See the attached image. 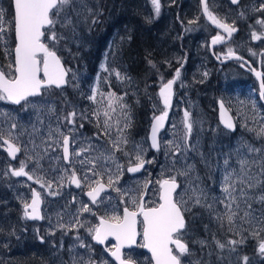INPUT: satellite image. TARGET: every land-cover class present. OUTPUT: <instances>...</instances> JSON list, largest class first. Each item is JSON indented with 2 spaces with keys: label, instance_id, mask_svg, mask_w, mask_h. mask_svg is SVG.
I'll list each match as a JSON object with an SVG mask.
<instances>
[{
  "label": "rangeland",
  "instance_id": "374dc122",
  "mask_svg": "<svg viewBox=\"0 0 264 264\" xmlns=\"http://www.w3.org/2000/svg\"><path fill=\"white\" fill-rule=\"evenodd\" d=\"M262 2L264 0H242L237 6H231L227 0H208L207 5L209 11L221 22L241 32L240 35H236L232 45L226 47L225 54L229 49L239 53L245 52L247 58L264 71V56L261 55L264 53V26L256 23L258 19L264 20V12L254 10ZM160 3V15L155 17L150 0H82V4H77L79 16L71 10L68 12L73 24L62 27L60 23H57L53 29L58 36L64 37L55 43L54 47L57 55L68 63L69 60L71 61L69 48L77 46L82 35H86L87 31L96 24L103 27L106 22H110L114 25L110 42L107 43L96 67L81 66L79 71L66 67L69 71L64 88H47L43 90V96L29 99L36 103L39 112L37 108L25 105V102L14 107L6 101H0V136L10 139L20 148L19 155L13 162L7 161L0 150V186L3 188V190L0 189V208L5 207L11 210L14 206L23 230L22 234L27 233L50 252V256L46 258L48 264H88L89 258L94 261V264H105V262L113 264L106 256V252L91 242L88 229L97 224V217L110 215L113 212L121 215L122 208L132 206L130 203H121L120 195L111 188L101 195L102 202L98 204H90L83 197V192L90 190L89 185L94 187L95 184L91 182L97 179L107 185L109 174L115 180L118 174L117 163L122 166V175L115 186L122 191L132 189L138 194L143 190V184L147 180L151 183L148 185L146 201H154L157 199V181L175 176L179 190L174 196L183 194L185 189H188V194L184 197L187 200L191 195L189 187L191 182V185H199L205 189L208 194L207 202L211 203L212 197L219 198L223 195L221 184L226 171L231 172L235 169L238 173L240 159L246 158L251 161L264 155V153L249 154L247 147L251 145L264 148V138L258 139L254 132L248 130L249 128L259 129L264 124V108L256 99L253 80L244 79L243 81L245 77L233 68H230L229 72L220 71L218 68L215 69L216 71L213 69L206 48L207 38L213 32L202 20L197 0H160ZM93 18L97 20L96 23H93ZM146 18H152L151 23L146 22ZM189 21L196 22L190 24ZM131 32L142 44H149L151 41L153 58L157 61L159 68L168 72V75L175 74L176 70L180 69L181 75L173 85L169 120L166 129L159 136L160 149L157 153L149 151L146 132L140 131L142 127L134 126L133 128L130 124L125 130L128 144L124 146L130 156H126L124 152H116L115 162L98 160L96 171L103 175L94 176L89 171L92 164L82 165L80 161L112 151L108 137L100 134L103 131V121L106 119L103 112L107 108L106 97L109 91L119 97L125 94L124 87L121 86L115 74L117 71L112 68V65L113 59L116 58L114 54L117 53L121 41H125ZM253 32L261 35V39L253 40ZM3 35L6 37V44L0 43V59L3 70L7 72L4 49L8 48V32ZM48 35L50 32L46 30V37H42V41L51 46L53 42L47 39ZM142 53L146 55V51ZM101 65L108 70H103ZM205 73H207L206 76ZM160 79L153 77L152 81H155L156 86L159 87L165 80ZM93 88L98 90L95 102L89 99ZM125 89L127 99L135 102L138 95L130 87V83ZM141 96L146 102L148 98H146L145 89ZM217 100L223 103L232 116L235 125V131L232 134L222 130L216 122L214 105ZM122 102L125 104L126 100L123 99ZM50 107L54 111H49ZM157 109V114L161 109L164 110L159 97ZM186 110L191 113L193 121V130L189 138V145L195 146L193 151L183 150V137L186 130L182 121ZM72 111L77 113L74 126L63 121V117ZM97 111L100 112L99 119L94 115ZM120 111L117 108L116 113L112 114L113 121L110 123H114L119 116V127H123L124 121ZM126 111L131 118L128 106ZM4 113L8 115L5 116ZM154 115H150L149 121ZM12 123L17 125L14 130L11 128ZM81 124L83 127H80ZM73 127L75 130L70 132L69 129ZM57 128L71 138L70 163L64 164L61 160V147H57L56 144L61 145L62 137L54 131ZM10 131L11 136H9ZM50 131L56 143L48 140ZM117 134L116 127H113L112 138L114 139ZM170 141L182 146L181 152L175 156L169 150ZM137 146L143 159L151 163L146 162L140 174L128 176L125 168L130 163L132 165L137 163L135 160ZM82 147L89 148V151L82 153L79 157L75 156L74 153ZM225 160H228V165H225ZM205 161L208 163L206 164ZM22 162L25 165V171L33 175V180H29L27 176L15 177L11 174L10 169H19ZM188 165L194 166L189 175H178V172L186 170ZM73 171L76 172L77 179L81 181V186L76 190L68 184ZM259 171V167L251 168L254 174ZM85 174L88 176L87 180H85ZM37 179H40L45 187H41V183L34 182ZM48 183H51V188L47 187ZM30 189L40 194L42 221L39 224L23 225L26 222L21 208L28 201ZM255 191L259 194L261 189ZM124 199L128 198L124 197ZM84 204L92 208L96 215L81 214L80 210ZM149 206L154 205L149 204ZM241 207L245 205L242 204ZM251 207L255 210L254 215L257 217L264 212V203H252ZM215 208L220 212L224 211L223 205L218 201ZM214 215L207 208L200 206L192 207L190 212L185 213L187 228L182 239L194 253L192 256L182 257L186 264H192L196 260L201 261V264H243V256L249 258V264H264V259L257 254L258 243L264 240V232H261L259 237L253 238L249 235L253 226L243 224V227L248 229L242 233L247 238L245 243L236 245L235 252H230L228 247L221 252L213 242V235L225 244L228 239H240V237L228 231L226 223L221 227ZM242 215L241 211L240 216ZM77 216L84 223V227L76 224ZM236 222L242 223L239 216ZM60 225L65 227L61 228ZM69 227L72 230H69ZM197 234L201 237L198 238ZM202 239L207 240L206 246L202 247L196 242ZM138 241H141L140 237ZM81 242L85 244L84 248L79 247ZM110 246L113 247V243L106 244L104 249H111ZM7 253L5 244H0V260ZM122 254L123 258H130L135 264H150L147 255L139 247L123 250Z\"/></svg>",
  "mask_w": 264,
  "mask_h": 264
},
{
  "label": "snow or ice",
  "instance_id": "6c2138e0",
  "mask_svg": "<svg viewBox=\"0 0 264 264\" xmlns=\"http://www.w3.org/2000/svg\"><path fill=\"white\" fill-rule=\"evenodd\" d=\"M155 17L160 15L161 3L160 0H150ZM82 4V0H12V12L9 14L11 17L10 21H7L5 13L0 9V43L6 44V37L4 33L14 30L15 35V46L14 49H4L5 60H8L7 68L5 72L0 67V101H6L11 104L20 105L21 102H25V105L37 108L39 107L35 102L30 101V97H41L44 95V89L55 86L56 88L62 87L67 83L66 77L68 69H66L62 63L61 58L57 55L55 50V43H58L60 39L64 37L58 36L55 28L57 23H60L62 27H67L73 24V20L68 15L69 10L76 13L79 16V9L77 4ZM232 4H238L239 0H231ZM203 6V14L217 27L222 28L227 32L228 36L231 37L232 33L236 29L226 23H222L215 15H213L208 8L206 0H201ZM257 12H264V2H262L258 8L254 9ZM152 18H146V22L151 23ZM97 20L93 18V23ZM196 21H189L190 24ZM257 24L264 26V20L258 19ZM46 30L50 32L47 39L53 42V45L46 44L42 41V37H46ZM75 32V28H73ZM223 37L217 35L213 38L212 43L216 44L222 41ZM253 40L261 39V35L256 32L252 33ZM14 52V60H9V57ZM255 55V53H252ZM232 49L228 50V56H233ZM264 56V53H261ZM240 59V57H236ZM148 63L155 67L151 60ZM243 66V65H242ZM101 68L105 71L108 69L101 65ZM117 79H124L119 72L115 73ZM259 79L261 74L255 73ZM180 69H177L173 79L168 80L166 83H162L159 96L164 105V110L159 116L154 117V121L151 128V141L152 148L159 150L160 145L157 140V133L164 127V122L168 117V109L171 107L173 97V85L176 80L180 78ZM207 73H205V76ZM98 90L93 88L92 96L89 97L93 102ZM101 95H103L101 93ZM108 104L107 108L104 109L103 115L106 119L103 121V131L101 135L107 136L109 144L111 145L112 151L101 153L96 157H90L87 160H81L82 165L86 163L92 164V168L89 171L94 176L103 175V173L96 171L98 165L97 161L103 159L105 161H116V152H124L126 156H130V153L125 151L124 146L128 144V139L125 134V130L130 126L131 118L126 111V104H124L123 97L116 96L115 93L109 91L106 97ZM260 99L264 100V82L260 85ZM119 108L120 115L123 116V127H119L120 119L119 116L113 121V113H116ZM221 109V123L226 129L234 130V124L232 119L226 118L225 109L223 103L220 105ZM49 111H54L53 108H49ZM3 115L7 116V113ZM99 119L100 112L97 111L94 114ZM76 111L69 112L63 121L68 125H75L76 122ZM10 118V117H8ZM183 126L185 131L183 140V150L193 151L195 150L194 145H189V138L193 130V121L191 119V113L187 110L183 114ZM99 127V124L97 125ZM16 123H12L11 128L16 129ZM83 127V124L80 125ZM113 127L117 129V136L113 139L111 136V130ZM74 127L70 128L69 131H74ZM250 132H254L258 139L264 138V124L259 129L249 128ZM59 136L62 137L63 144V160L66 163H70V143L71 138L69 135L64 134L58 128L54 130ZM12 132H9V136ZM3 139L4 144L7 145V151L9 156L15 158L16 154L20 151L18 145H15L8 138L0 136ZM48 140H53L52 133L50 131ZM53 143L56 141L53 140ZM57 147H61L58 143ZM249 154H260L264 153V148H256L248 145ZM135 154V160L137 163L132 165L130 163L127 171L129 173L139 172L144 164L151 163V161H145L140 154L139 146H137ZM55 150V149H53ZM169 150L172 155L175 156L182 150V146L179 143L169 142ZM89 151V148H80L74 153L75 156H81L82 153ZM239 151V150H237ZM239 172L235 169L233 171H226L221 184L222 196L212 197V202L208 203V194L204 188L199 185H191V195L185 200V195L188 194V189H185L183 194L176 193L179 184L175 176L169 179H163L157 181L159 184L158 198L154 201H146L148 195V185L150 181H145L143 184V190L138 194L129 189L122 191L115 185L119 183L120 175H122V166L117 163V176L115 180L112 175L108 176V184L101 183L99 179L92 181L96 187H91L87 192L88 197L92 201V204H98L102 202L101 193L106 188H111L113 191L120 195L121 203L131 204L130 207H125L123 215H117L114 212L110 215L99 216L97 219L99 223L88 229L92 239L98 244H104L109 238H113L116 243L113 249H106L110 255L115 259L117 264H135L130 258H123L122 249L139 247L147 249L151 253L150 264H186L182 257L192 256L194 253L189 249L188 244L183 241L182 237L187 228L185 213L190 212L192 207L200 206L205 207L209 212L214 213V218L220 223L221 227L228 225V231L233 232L239 236L240 239H228L227 243H222L219 239L213 235V242L216 247L222 252L226 247L230 252L236 251V245H243L246 241V237L242 235L244 231H248L247 228L243 227V224L252 225V231L249 233L253 238L259 237L261 232H264V212L261 213L260 217L254 215V211L251 207L252 203H264V155H260L258 158L252 159H240L239 161ZM207 164L208 162L205 161ZM225 165H228V160H225ZM38 164V161H37ZM253 166L259 167V173H252L251 168ZM194 169L193 165H188L186 170H180L178 175L188 176L189 173ZM11 174L15 177L27 176L29 180H33V175L25 171V165L23 162L19 169H10ZM198 178V177H197ZM88 179L85 174V180ZM34 182L41 183V187H45V184L40 179L34 180ZM69 183L75 184L76 187L81 186V181L77 179L76 172H72L69 177ZM48 188H51V183L47 184ZM256 189H261L259 194L256 193ZM55 194V193H53ZM155 195V193H154ZM124 197L128 199L125 200ZM223 205L224 211L220 212L216 210L215 205ZM191 202V204L189 203ZM40 203L41 197L35 190L32 191L31 203H24V218L29 220H40ZM153 204L154 206H149ZM245 207H241V205ZM30 209V211H29ZM82 213H96L87 204H84L81 208ZM243 215L240 216V212ZM242 223L236 222L237 217ZM76 224L80 227H84V223L80 220L79 216L76 218ZM61 228L65 227L60 225ZM207 229V225H205ZM259 229V230H257ZM69 230H72L69 227ZM142 236V241H138V237ZM79 239V237H77ZM202 247L207 245V240L196 241ZM174 246V247H173ZM231 246V247H229ZM79 247L84 248L85 244L80 243ZM178 253V254H177ZM257 254L264 259V240L258 243ZM219 258V257H218ZM243 264H249V258L247 256L242 257ZM88 264H94V261L89 258ZM107 264V262H105ZM192 264H201V261H193Z\"/></svg>",
  "mask_w": 264,
  "mask_h": 264
},
{
  "label": "trees",
  "instance_id": "16d2710c",
  "mask_svg": "<svg viewBox=\"0 0 264 264\" xmlns=\"http://www.w3.org/2000/svg\"><path fill=\"white\" fill-rule=\"evenodd\" d=\"M0 7L4 11L8 21H10V0H0ZM113 29L114 25L110 22H106L103 27H100L98 24L92 26L86 35H82L81 41L77 46L74 45L69 48L71 61L68 59L69 62L67 63L61 58L63 66L77 71L81 69V66L85 68L96 67L100 56L105 51L107 43L110 42L109 39L111 38L110 35ZM8 37V49H12V30L8 31ZM144 51H146V55L142 53ZM114 55L116 56L117 63H114L112 68L116 69L124 77L122 80L119 79V82L124 87L125 94H123V99L126 100L125 104L128 106L131 114L130 124L133 128L134 126L142 127L140 131L144 133V131L146 132L150 115L157 114L158 111V86H156L155 81H152V79L153 77L161 78L162 80L164 78L165 82L172 79L173 74L168 75V72L159 68L157 61L153 58L151 41L149 44H142L133 32L128 35L125 41H121L119 49ZM9 60H12V56L9 57ZM149 60L152 61L155 67H152L148 63ZM5 61L8 63V60ZM129 83L130 87L138 95L135 102H131L129 98L127 99V90L125 88L129 86ZM143 89L146 90V98H148L146 102L143 101L141 96ZM162 111L163 109L158 113ZM0 189L3 190L2 186H0ZM23 225H27V222L26 224L23 223ZM22 231L14 206L11 210L5 209V207L3 209L0 208V244H5L8 252L7 255H3L0 263L48 264L46 258L50 256V252L34 238L28 236L27 233L22 234ZM196 236H199L198 238L201 237L199 234Z\"/></svg>",
  "mask_w": 264,
  "mask_h": 264
},
{
  "label": "water",
  "instance_id": "95a60500",
  "mask_svg": "<svg viewBox=\"0 0 264 264\" xmlns=\"http://www.w3.org/2000/svg\"><path fill=\"white\" fill-rule=\"evenodd\" d=\"M228 2L231 4V5H234V4H232L231 3V0H228ZM206 3H207V0H206ZM197 5H198V11H199V14H200V16H201V18H202V20L204 21V23L209 27V28H211L212 30H214V31H216V32H218L219 34H221L223 37H224V39L222 40V41H220V42H218V43H216V44H213L212 43V41H213V38H210L209 40H208V44H207V48H208V51H209V53H211V50H212V48H214V47H216V46H220V45H224V44H226L229 40H230V38L231 37H229L228 36V34H227V32H225L222 28H219V27H217L216 25H214L204 14H203V6H202V4H201V0H197ZM235 5H237V4H235ZM10 7H11V12H12V10H13V8H12V0H10ZM235 32H233L232 33V35L234 34ZM231 35V36H232ZM12 38H13V47H12V49H14V46H15V35H14V30H12ZM12 60H14V52L12 53ZM236 57H238L237 55H233V56H227L226 58H224V59H222V60H215V62L217 63V64H225L226 62H231V61H241L242 63H244L245 65H247L249 68H250V66H249V64L246 62V61H244V60H242V59H237ZM63 65V64H62ZM250 70H251V75H252V77H253V79H254V81H255V83H256V85H257V91H258V95H257V98H258V101L260 102V104L262 105V106H264V101L263 100H261L260 99V85H261V78H257V76H256V72L257 71H255V70H253L252 68H250ZM173 79V78H172ZM168 81V80H167ZM167 81H165V82H163V83H166ZM162 85V84H161ZM161 85L158 87V89H157V96L160 98V96H159V90H160V87H161ZM65 87V84L62 86V87H60V88H56L55 86H52V87H50V88H52V89H62V88H64ZM47 89V88H46ZM33 98H36V97H30L29 99H33ZM23 102V101H22ZM21 102V103H22ZM8 103V102H7ZM221 101L220 100H217L216 102H215V117H216V122H217V124H218V126L222 129V130H224L225 132H227V133H232V132H234V130H229V129H226L225 127H224V125L221 123V109H220V105H221ZM8 104H10L11 106H14V107H17L18 105H15V104H11V103H8ZM224 109H225V114H226V118H231L232 119V116L230 115V113L227 111V109L225 108V106H224ZM163 112V111H162ZM162 112H160V113H158V114H155L151 119H150V121H149V123H148V126H147V129H146V143H147V146H148V149H149V151H151V152H153V153H157V149H154V148H152V141H151V128H152V124H153V121H154V117L155 116H159ZM168 120H169V109H168V117L166 118V120H165V122H164V127L162 128V129H160L159 130V132L157 133V140H158V143H159V136H160V134L166 129V127H167V123H168ZM232 122H233V119H232ZM233 124H234V122H233ZM234 129H235V125H234ZM62 144H63V140L61 141V149H60V155H61V160H62V162L65 164L66 162L63 160V149H62ZM0 145H1V147H2V150H3V153H4V155H5V157H6V159H7V161H9V162H13L14 160H15V158L19 155V152L16 154V156H15V158H13V157H11V156H9V154H8V151H7V145L6 144H4V142H3V139H0ZM129 167V166H128ZM128 167H126L125 168V173L128 175V176H134V175H138V174H140L142 171H143V169H144V167H145V164H144V167L139 171V172H136V173H129L128 171H127V168ZM178 183V182H177ZM68 184H69V186L71 187V188H73L74 190H76V189H78V187H76V185L75 184H71V183H69L68 182ZM94 187H96V185L94 186ZM34 189H30V192H29V198H28V201H27V203H31V200H32V191H33ZM108 188H106V190L104 191V192H102L101 193V195L102 194H104V193H106V192H108ZM158 190H159V184H158ZM178 190H179V187L177 188V190H176V193L178 192ZM89 190H87V191H84L83 192V197L90 203V204H92V201L90 200V198L88 197V195H87V192H88ZM176 193H174V195L176 194ZM157 198H158V191H157ZM41 207H42V201H41V203H40V215H41ZM123 210H124V208H122L121 209V216L123 215ZM29 211H30V209H29ZM21 212H22V216H23V218H24V215H23V212H24V208L22 207L21 208ZM42 217V216H41ZM24 220H25V222H27V223H41V221H42V219H40V220H29V219H25L24 218ZM99 223V220H97V224ZM140 240L142 241V236L140 237ZM106 241H111L112 243H113V250H114V245H115V243H116V241L113 239V238H111V237H109ZM105 241V242H106ZM91 242L93 243V244H95V245H97V246H99V247H103V244H98V243H96V241H94L93 239H92V236H91ZM104 242V243H105ZM174 247V246H173ZM134 248V247H133ZM133 248H125V249H122V251L123 250H129V249H133ZM141 251H143L147 256H148V259H149V261H151V253L150 252H148L147 251V249H144V248H141ZM106 255H107V257L110 259V261L113 263V264H117V262L115 261V259L110 255V253L109 252H106Z\"/></svg>",
  "mask_w": 264,
  "mask_h": 264
},
{
  "label": "flooded vegetation",
  "instance_id": "af4514ba",
  "mask_svg": "<svg viewBox=\"0 0 264 264\" xmlns=\"http://www.w3.org/2000/svg\"><path fill=\"white\" fill-rule=\"evenodd\" d=\"M208 1V0H207ZM228 1V0H227ZM240 1H242V0H239V3L238 4H240ZM229 3V2H228ZM230 4V3H229ZM237 4V5H238ZM231 5V4H230ZM237 5H231V6H237ZM223 23V22H222ZM236 29V28H235ZM210 30L213 32L211 35H209V37L207 38V43H206V48H207V44H208V40L210 39V38H213V37H215V36H217V35H221V34H219L218 32H216V31H214V30H212L211 28H210ZM240 35L241 34V32L239 33L238 32V30L236 29V31H235V33L231 36V38H230V40L226 43V44H224V45H220V46H216V47H214V48H212V50H211V53H209V51H208V48H207V56H208V58L210 59V61H211V66L213 67V69L215 70V69H219L220 71H226V72H229V69L230 68H233V69H236L237 71H238V73L242 76V77H245V78H243V81H244V79H247L248 81H252L253 80V82L255 83V81H254V79H253V77H252V75H251V70H250V68H252L253 70H255V71H257V72H259L260 74H261V76H260V78H261V83L262 82H264V71L262 70V69H260L259 68V66L258 65H254L251 61H250V59L249 58H247V54L244 52V50H241V51H243L244 53H239L238 51H236V50H233V53H234V55H237L238 57H240V59H242V60H244V61H246L248 64H249V66H250V68L247 66V65H245L244 63H242L241 61H231V62H226L225 64H217L216 62H215V60H222V59H224V58H226L227 56H228V53L227 54H225V49H226V47H229V46H231L232 45V41L234 40V38L236 37V35ZM222 36V35H221ZM223 37V36H222ZM223 39H224V37H223ZM222 39V40H223ZM113 63H117V60H116V58H114L113 59ZM243 65V66H242ZM0 66H2V62H1V59H0ZM216 71V70H215ZM230 73H231V71H230ZM230 73H228V74H230ZM174 73H173V75H172V78L174 77ZM246 82V81H245ZM255 88H256V99H257V101H258V98H257V95H258V91H257V85H256V83H255ZM264 101V100H263ZM23 103V102H22ZM258 103L260 104V102L258 101ZM261 105V104H260ZM262 106V105H261ZM263 108H264V106H262ZM234 131H235V129H234ZM232 133H234V132H232ZM232 133H229V134H232ZM0 150H1V152H2V154L4 155V153H3V150H2V147H1V145H0ZM4 157H5V155H4ZM6 158V157H5ZM42 216V215H41ZM138 239V238H137ZM112 242L111 241H106L104 244H103V247H100V248H102L105 252H108V251H106L105 249H104V246L106 245V244H111ZM99 247V246H98ZM111 247V246H110ZM113 247H111V249H112ZM106 254V253H105ZM107 256V255H106ZM148 257V256H147Z\"/></svg>",
  "mask_w": 264,
  "mask_h": 264
},
{
  "label": "bare ground",
  "instance_id": "6f19581e",
  "mask_svg": "<svg viewBox=\"0 0 264 264\" xmlns=\"http://www.w3.org/2000/svg\"><path fill=\"white\" fill-rule=\"evenodd\" d=\"M251 4V3H250ZM66 68V67H65ZM168 74V73H167Z\"/></svg>",
  "mask_w": 264,
  "mask_h": 264
}]
</instances>
